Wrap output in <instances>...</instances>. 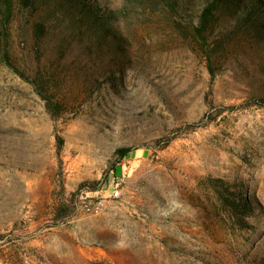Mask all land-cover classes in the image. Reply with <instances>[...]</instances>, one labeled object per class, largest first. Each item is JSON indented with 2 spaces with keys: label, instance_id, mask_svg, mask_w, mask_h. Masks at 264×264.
Returning a JSON list of instances; mask_svg holds the SVG:
<instances>
[{
  "label": "rangeland",
  "instance_id": "rangeland-1",
  "mask_svg": "<svg viewBox=\"0 0 264 264\" xmlns=\"http://www.w3.org/2000/svg\"><path fill=\"white\" fill-rule=\"evenodd\" d=\"M85 1L114 14L121 42L102 59L94 48L100 86L61 92L72 112L55 119L0 57V264H264L256 22L228 8L217 14L209 40L223 42L212 44V72L196 31L202 0ZM46 2L15 0L25 12ZM121 146L132 148L123 158ZM214 177L244 185L253 203L245 226L223 206ZM101 198L99 211L86 208ZM64 201L63 215L55 205Z\"/></svg>",
  "mask_w": 264,
  "mask_h": 264
},
{
  "label": "trees",
  "instance_id": "trees-1",
  "mask_svg": "<svg viewBox=\"0 0 264 264\" xmlns=\"http://www.w3.org/2000/svg\"><path fill=\"white\" fill-rule=\"evenodd\" d=\"M24 5H33L38 0H22ZM172 5L178 0H171ZM262 0H202L199 24L196 31L206 46L209 67L214 72V50L223 40H209L208 30L217 14L225 9L233 10L245 22L255 21L256 31L264 41V9ZM47 3V2H46ZM36 12H25L17 7L15 0H0V57L1 61L29 81L45 100L46 107L55 119L72 112L70 99L64 90L72 91L77 86L96 80L101 85L99 70L92 66L90 58H106L115 53L120 36L114 25V14L102 13L96 5L85 0H50ZM263 11V12H262ZM21 15V16H20ZM14 18L20 21L18 38L11 29ZM114 33L115 38L108 36ZM92 36V38H91ZM94 39V40H93ZM18 48L16 47V45ZM105 47H107L105 49ZM73 56L69 60V55ZM90 91L94 87L88 88ZM264 105V95L260 96ZM58 148L62 149L64 137L57 134ZM131 146H121L116 154L123 158ZM117 161H120L119 159ZM211 185L228 213L240 226H245L247 216L253 211V203L241 182H229L221 177L210 178ZM69 201L55 205L57 213L68 211Z\"/></svg>",
  "mask_w": 264,
  "mask_h": 264
},
{
  "label": "built area",
  "instance_id": "built-area-1",
  "mask_svg": "<svg viewBox=\"0 0 264 264\" xmlns=\"http://www.w3.org/2000/svg\"><path fill=\"white\" fill-rule=\"evenodd\" d=\"M115 181V190L113 192V195L114 196H117L119 195V188H120V185L123 181V178L121 176H116V178L114 179ZM104 204V199H99L97 201H90V202H87L85 205H86V208L89 210V211H99L101 209V207L103 206Z\"/></svg>",
  "mask_w": 264,
  "mask_h": 264
}]
</instances>
